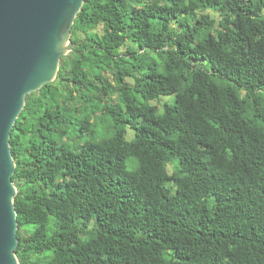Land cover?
Returning <instances> with one entry per match:
<instances>
[{
    "label": "trees",
    "instance_id": "1",
    "mask_svg": "<svg viewBox=\"0 0 264 264\" xmlns=\"http://www.w3.org/2000/svg\"><path fill=\"white\" fill-rule=\"evenodd\" d=\"M71 39L11 131L20 264H264V0H85Z\"/></svg>",
    "mask_w": 264,
    "mask_h": 264
},
{
    "label": "water",
    "instance_id": "2",
    "mask_svg": "<svg viewBox=\"0 0 264 264\" xmlns=\"http://www.w3.org/2000/svg\"><path fill=\"white\" fill-rule=\"evenodd\" d=\"M85 0H0V264H20L11 131L27 95L55 80Z\"/></svg>",
    "mask_w": 264,
    "mask_h": 264
},
{
    "label": "rangeland",
    "instance_id": "3",
    "mask_svg": "<svg viewBox=\"0 0 264 264\" xmlns=\"http://www.w3.org/2000/svg\"><path fill=\"white\" fill-rule=\"evenodd\" d=\"M206 64L208 63L207 60H203ZM167 99H170V100H173L174 99V95L171 94V95H162L160 99H157V100H151L150 103L151 104H159L160 101H164V100H167ZM162 103H160V106H161ZM135 134L133 132L132 129L128 128V132H127V139L129 141H131L133 138H134Z\"/></svg>",
    "mask_w": 264,
    "mask_h": 264
},
{
    "label": "clouds",
    "instance_id": "4",
    "mask_svg": "<svg viewBox=\"0 0 264 264\" xmlns=\"http://www.w3.org/2000/svg\"><path fill=\"white\" fill-rule=\"evenodd\" d=\"M163 101H160V103H162Z\"/></svg>",
    "mask_w": 264,
    "mask_h": 264
}]
</instances>
